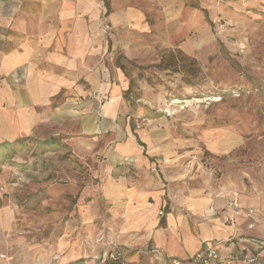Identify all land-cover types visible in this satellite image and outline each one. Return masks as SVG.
Here are the masks:
<instances>
[{
    "label": "rangeland",
    "instance_id": "374dc122",
    "mask_svg": "<svg viewBox=\"0 0 264 264\" xmlns=\"http://www.w3.org/2000/svg\"><path fill=\"white\" fill-rule=\"evenodd\" d=\"M171 2L159 10L151 6L143 30L135 27L115 39L103 35L102 63L111 82L113 69L122 70L126 111L103 113L104 87L91 92L81 119L80 106L71 104V117L0 140V258L49 262L65 236L70 249H80L66 264H97L84 254L115 242L100 190L123 161L110 151L131 135L142 141L147 133L146 149L158 150L149 169L159 176L167 164L183 166L187 180L199 169L220 183L238 163L264 157V0H183L175 9ZM94 74L103 87V74ZM96 208L102 218L91 213ZM86 225L91 234H82ZM249 233L264 239L263 232ZM240 244L234 240L227 249ZM137 251L125 264H154L151 254ZM159 261L166 263L162 256Z\"/></svg>",
    "mask_w": 264,
    "mask_h": 264
},
{
    "label": "crops",
    "instance_id": "0c3cea01",
    "mask_svg": "<svg viewBox=\"0 0 264 264\" xmlns=\"http://www.w3.org/2000/svg\"><path fill=\"white\" fill-rule=\"evenodd\" d=\"M168 1H172L170 6L174 9L176 4L184 3L183 0H0V140L27 136L36 126L72 115L71 104L80 106L78 113L85 112L92 99H88L91 92L104 87L108 101L103 105V113L113 117L126 111L123 72L115 67V80L111 82L110 70L102 63L106 46L105 34L100 30L101 17L110 23L109 34L115 39L119 33L135 27L143 30L151 6L159 10ZM94 72L103 74V87ZM81 116L84 113L76 118ZM126 127L131 134V127ZM142 133L143 142L131 135L112 147L111 157L123 162L116 164L114 175L106 176L100 190L103 201L109 205L108 214L102 215L109 217L113 238L123 248L127 262L131 261L129 252L134 249H139L136 253L144 251L147 256L151 249H156L162 257L188 258L208 242L226 239L233 233L242 235L238 247L246 246L249 254L255 252L257 244L250 239L259 237L249 232L264 233V157L251 164L238 163L234 169L222 173L220 183L209 182L199 169L187 180L183 166L170 169L167 164L162 165L164 176H159L149 169L152 164L156 166L152 154L158 150L146 149L148 135ZM233 192L237 193L243 212L235 216V225L224 222ZM248 208L253 212L245 215ZM92 212L102 218L99 208ZM249 223L253 227L249 228ZM2 227L0 221V230ZM87 228L81 227L82 234L93 232ZM62 237L56 246L61 261L59 258L56 264H66L65 261L80 255V249L75 246L70 249V240ZM224 245L219 246L225 252L228 249ZM65 247L69 249L67 253ZM261 252L264 256V248ZM7 261L0 258V264L48 263L38 259L25 263Z\"/></svg>",
    "mask_w": 264,
    "mask_h": 264
},
{
    "label": "built area",
    "instance_id": "2783aa9c",
    "mask_svg": "<svg viewBox=\"0 0 264 264\" xmlns=\"http://www.w3.org/2000/svg\"><path fill=\"white\" fill-rule=\"evenodd\" d=\"M100 30L103 34H109L111 31V25L106 19L102 20L100 25ZM227 209L228 213L224 216V222L235 225V216L243 213L239 207L237 201V193L233 192L231 199L228 201ZM253 210L248 208L246 210L245 215L252 214ZM162 214V211H159ZM248 227H253L252 223L248 224ZM235 229L234 231H236ZM242 237L241 234L233 233L226 239H220L216 242H208L202 249L196 250L191 256L183 260L181 257L174 255H167L164 257L166 259V263L160 262V256L157 254L156 249H151L150 254L152 256V260L154 264H264V256L261 250L264 248V239L259 238H251L257 241V245L255 247V252L249 254L247 251L248 248L246 246L236 247L234 250H222L220 244H225L224 247L228 248V245L234 241L238 240ZM103 236L97 238V241L100 242ZM227 244V245H226ZM87 245V242H86ZM85 258H96L97 264H125V259L123 256V248L113 242L112 240L109 242L101 243L99 248L95 253L84 254ZM59 259L58 254H54L52 260H50L47 264H56L55 262Z\"/></svg>",
    "mask_w": 264,
    "mask_h": 264
},
{
    "label": "trees",
    "instance_id": "16d2710c",
    "mask_svg": "<svg viewBox=\"0 0 264 264\" xmlns=\"http://www.w3.org/2000/svg\"><path fill=\"white\" fill-rule=\"evenodd\" d=\"M161 60H163V57H161ZM161 60H160V62H161Z\"/></svg>",
    "mask_w": 264,
    "mask_h": 264
}]
</instances>
